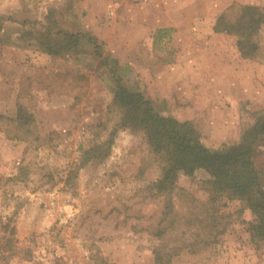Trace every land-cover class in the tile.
<instances>
[{"label": "rangeland", "instance_id": "obj_1", "mask_svg": "<svg viewBox=\"0 0 264 264\" xmlns=\"http://www.w3.org/2000/svg\"><path fill=\"white\" fill-rule=\"evenodd\" d=\"M86 1H0V29L7 17L15 25L0 36V264H155L157 254L161 264H264L245 202L210 204L202 170L179 173L182 191L162 216L159 160L111 105L121 83L190 123L209 149L238 143L264 117V22L256 58L214 26L245 5L264 13V0ZM57 17L83 31L77 54L32 53L33 39L57 49ZM254 148L264 173V133Z\"/></svg>", "mask_w": 264, "mask_h": 264}, {"label": "trees", "instance_id": "obj_2", "mask_svg": "<svg viewBox=\"0 0 264 264\" xmlns=\"http://www.w3.org/2000/svg\"><path fill=\"white\" fill-rule=\"evenodd\" d=\"M51 22L57 25L54 18ZM263 22L264 13L257 6L245 5L233 23H228L221 15L214 30L236 34L241 56L256 58L260 44L254 41V37ZM48 31L51 32V28ZM61 35V40L54 42L58 44L57 49L53 50L52 40L46 38L40 44L42 49L55 55L68 51L77 53L80 34L63 31ZM95 54L99 55V52L96 50ZM111 105L121 114L120 126L142 134L150 153L159 160V175L152 187L165 197L162 216L172 211V197L182 191L176 184L179 173L194 178L196 171L202 170L207 175L201 183L208 192V202L215 204L223 198L245 202L253 216L248 222L251 239L258 241L264 238V173L257 169L254 161V145L257 137L264 133V117L244 128L238 143L213 151L200 142L198 131L190 123L161 115L140 91L118 83L112 92ZM17 119L29 121L21 107L17 110ZM101 148L102 144H97L84 149L83 159L95 158ZM160 234L157 233L158 236ZM155 264H161L158 254Z\"/></svg>", "mask_w": 264, "mask_h": 264}, {"label": "crops", "instance_id": "obj_3", "mask_svg": "<svg viewBox=\"0 0 264 264\" xmlns=\"http://www.w3.org/2000/svg\"><path fill=\"white\" fill-rule=\"evenodd\" d=\"M0 1L3 2L5 0H0ZM7 1H9V0H7ZM78 1H79V4H83L84 6L87 4L86 0L85 1L78 0ZM125 1H128V2L131 1V3H134L133 0H125ZM154 1H156V0H154ZM123 3H124V1H123ZM87 7H88V4H87ZM64 13H66V11H64ZM56 21H57L58 28L63 30V31H66L69 33L83 32L80 28H76V21L75 20L73 22L71 21L72 23L69 22L68 25L64 21H61L60 18H58V17H57ZM14 26L15 25H14L12 18L7 17L5 20H3V23L1 25L0 36L2 37L4 35V31H7L6 29H12V28L14 29ZM34 41H35L34 39H33V42L29 41V49L32 53L37 51L36 49L38 47L42 48V46L38 42H34ZM38 49H40V48H38ZM42 50H41V52H42ZM76 54H77L76 52L72 53V52L68 51V52H63L61 55H59V57H62L65 59L67 57L70 58L71 56L76 55Z\"/></svg>", "mask_w": 264, "mask_h": 264}, {"label": "built area", "instance_id": "obj_4", "mask_svg": "<svg viewBox=\"0 0 264 264\" xmlns=\"http://www.w3.org/2000/svg\"><path fill=\"white\" fill-rule=\"evenodd\" d=\"M154 0H133L134 3H148V2H152Z\"/></svg>", "mask_w": 264, "mask_h": 264}]
</instances>
